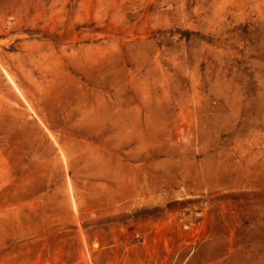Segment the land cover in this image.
Returning a JSON list of instances; mask_svg holds the SVG:
<instances>
[{
    "label": "rangeland",
    "instance_id": "rangeland-1",
    "mask_svg": "<svg viewBox=\"0 0 264 264\" xmlns=\"http://www.w3.org/2000/svg\"><path fill=\"white\" fill-rule=\"evenodd\" d=\"M0 264H264V0H0Z\"/></svg>",
    "mask_w": 264,
    "mask_h": 264
}]
</instances>
